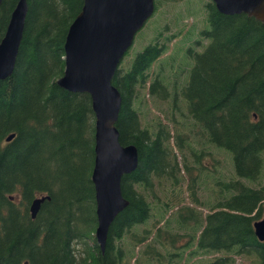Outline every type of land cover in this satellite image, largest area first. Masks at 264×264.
Returning <instances> with one entry per match:
<instances>
[{"label": "trees", "instance_id": "obj_1", "mask_svg": "<svg viewBox=\"0 0 264 264\" xmlns=\"http://www.w3.org/2000/svg\"><path fill=\"white\" fill-rule=\"evenodd\" d=\"M174 1L154 0L153 15ZM17 2L2 0L0 40ZM205 2L193 45L200 51L189 46L184 62L176 47L162 59L178 34L160 29L133 58L127 51L112 79L121 95L119 142L136 147L138 165L121 179L128 205L101 252L91 100L56 84L83 0H27L14 70L0 80V264H236L249 257L264 264V242L253 229L264 214V22ZM150 101L168 112L143 122L141 106L150 112ZM222 153L226 175L215 158ZM210 183L215 200L199 201ZM43 195L49 200L32 219L29 206ZM210 254L218 256L206 260ZM200 256L205 261L191 260Z\"/></svg>", "mask_w": 264, "mask_h": 264}, {"label": "water", "instance_id": "obj_2", "mask_svg": "<svg viewBox=\"0 0 264 264\" xmlns=\"http://www.w3.org/2000/svg\"><path fill=\"white\" fill-rule=\"evenodd\" d=\"M210 1L223 15L245 14L264 22V0ZM27 7V0H18L0 40V80L8 78L14 70ZM154 11V0H83L63 44L64 69L56 84L72 93L87 94L95 118L91 182L95 190L94 236L101 252H104L112 222L128 205L122 196L121 179L138 165L136 147L122 146L119 142L115 123L121 95L112 79L135 35ZM13 138L11 134L6 141ZM46 200L49 196L43 195L31 202L32 219ZM253 229L256 238L264 242V215L253 224Z\"/></svg>", "mask_w": 264, "mask_h": 264}, {"label": "rangeland", "instance_id": "obj_3", "mask_svg": "<svg viewBox=\"0 0 264 264\" xmlns=\"http://www.w3.org/2000/svg\"><path fill=\"white\" fill-rule=\"evenodd\" d=\"M205 1L207 0H182V1L176 0L173 2L174 4H168V2H165L160 8L162 12H158L157 15L156 14L152 15L149 18V20L145 23L144 27L135 35L133 44L128 51L129 52L128 56L133 58L138 52L142 51L145 45L148 43V41L153 39V37L156 34V31L162 29L163 36H172L174 34L175 35L178 34L177 37L176 36L173 37L172 40L168 42V49L166 50L162 59H165L169 55L173 54L175 52L176 47L178 49L177 56L180 58V60L185 59L188 49L192 50V48H189V46L193 47L195 41H197L198 39L196 36L197 30L202 29L204 27V24H202V22L203 19L205 18L204 17L205 14L203 12V7L206 4ZM193 25L196 26V30L191 34V36L185 37L186 31L194 30ZM201 49L202 48H200L198 45H195L193 47V51L195 50L198 52ZM128 56L127 57L124 56V57L126 59H129ZM125 58H123L122 60H124ZM141 111L144 113L145 116L142 117L143 122H145L148 119H151V116L155 111L168 112L165 105L158 102L157 103L151 102L150 105L151 113L148 111V109L145 106H141ZM226 157L227 155L224 153L220 154V156L215 155V158L219 160V171L221 169H224L222 170L224 175L227 174L229 168L228 160L226 162ZM261 184L264 185V177L261 180ZM214 191L215 190L212 187V184L210 183L209 188L207 187L199 191L200 193L199 201L210 202L212 200H215ZM178 199H182V203L187 202L186 194H182L181 192H179ZM203 213L206 214L207 211H203ZM263 213H264V206H263ZM171 215L172 213L167 215L168 218ZM216 256H218V254L205 255V259L210 260L212 258H215ZM202 259H204L203 256L194 257V258L191 257V260H193L194 262L205 261ZM132 261L133 260H131V262ZM241 262H243V264H259L258 260L253 257L240 258L236 261V264H240Z\"/></svg>", "mask_w": 264, "mask_h": 264}, {"label": "bare ground", "instance_id": "obj_4", "mask_svg": "<svg viewBox=\"0 0 264 264\" xmlns=\"http://www.w3.org/2000/svg\"><path fill=\"white\" fill-rule=\"evenodd\" d=\"M154 10H155V5H154Z\"/></svg>", "mask_w": 264, "mask_h": 264}]
</instances>
